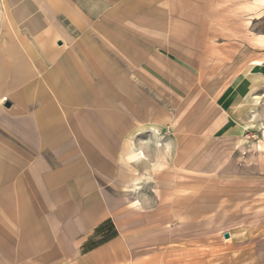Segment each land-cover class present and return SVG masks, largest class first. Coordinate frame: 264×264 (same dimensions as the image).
<instances>
[{
    "label": "crops",
    "instance_id": "0c3cea01",
    "mask_svg": "<svg viewBox=\"0 0 264 264\" xmlns=\"http://www.w3.org/2000/svg\"><path fill=\"white\" fill-rule=\"evenodd\" d=\"M3 8L0 264H201L187 259L186 200L138 177L137 141L151 137L154 119L137 83L127 90L123 80L166 90L180 87L175 77H229L217 100L230 113L262 79L264 60H251L249 42L242 55L233 37L219 40L216 30L233 22L225 1L3 0ZM106 220L116 235L86 249Z\"/></svg>",
    "mask_w": 264,
    "mask_h": 264
},
{
    "label": "rangeland",
    "instance_id": "374dc122",
    "mask_svg": "<svg viewBox=\"0 0 264 264\" xmlns=\"http://www.w3.org/2000/svg\"><path fill=\"white\" fill-rule=\"evenodd\" d=\"M224 1L233 22L228 30H216L219 40L222 32L233 37L241 43L233 48L242 55V50L248 53L242 42H249L251 60H264V0ZM5 21L0 0V37ZM180 77L172 79L180 87L168 84L166 90L157 81L152 85L143 77H124V87L137 83L138 100L149 103L152 129L160 130L161 143L170 142L158 147V138L150 139L152 130L150 138L137 141L145 155L138 177L152 181L156 192L162 186L172 201L186 200L188 260L264 264V75L228 114L219 110L217 97L231 78L208 76L202 82L198 76ZM140 192L151 190L141 186Z\"/></svg>",
    "mask_w": 264,
    "mask_h": 264
},
{
    "label": "trees",
    "instance_id": "16d2710c",
    "mask_svg": "<svg viewBox=\"0 0 264 264\" xmlns=\"http://www.w3.org/2000/svg\"><path fill=\"white\" fill-rule=\"evenodd\" d=\"M116 233L117 232H116L112 222L110 220H106L96 228V234L99 236V240H97V241L90 240L86 244L85 248L88 249V248L95 246L98 243L104 242V241L110 239L111 237L115 236Z\"/></svg>",
    "mask_w": 264,
    "mask_h": 264
},
{
    "label": "clouds",
    "instance_id": "9594fccd",
    "mask_svg": "<svg viewBox=\"0 0 264 264\" xmlns=\"http://www.w3.org/2000/svg\"><path fill=\"white\" fill-rule=\"evenodd\" d=\"M151 130H152L153 135H152V137H151L150 139H152L153 137H157L158 139L155 141V143H156V145H157L158 147H161V146H164V145H168V144H170L169 141H167L166 143H161V139H162V137H161V132H160L159 129H151ZM141 143H142V142H141ZM132 144H133V143H132ZM133 147L135 148L136 145L133 144ZM138 155H139L140 158H144L142 152H139ZM130 159H131V160H135V159H137V156H136V155L130 156ZM135 191H139V188L137 187V188L135 189Z\"/></svg>",
    "mask_w": 264,
    "mask_h": 264
},
{
    "label": "water",
    "instance_id": "95a60500",
    "mask_svg": "<svg viewBox=\"0 0 264 264\" xmlns=\"http://www.w3.org/2000/svg\"><path fill=\"white\" fill-rule=\"evenodd\" d=\"M9 104H6V106H8ZM224 237L228 238L229 237V233H224Z\"/></svg>",
    "mask_w": 264,
    "mask_h": 264
}]
</instances>
